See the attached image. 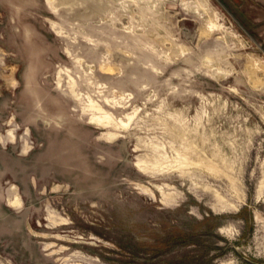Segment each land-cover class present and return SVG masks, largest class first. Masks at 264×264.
<instances>
[{
	"label": "rangeland",
	"instance_id": "374dc122",
	"mask_svg": "<svg viewBox=\"0 0 264 264\" xmlns=\"http://www.w3.org/2000/svg\"><path fill=\"white\" fill-rule=\"evenodd\" d=\"M0 264H264V0H0Z\"/></svg>",
	"mask_w": 264,
	"mask_h": 264
}]
</instances>
